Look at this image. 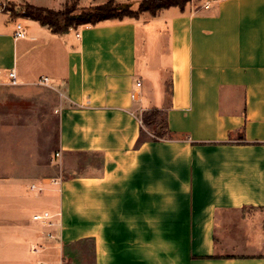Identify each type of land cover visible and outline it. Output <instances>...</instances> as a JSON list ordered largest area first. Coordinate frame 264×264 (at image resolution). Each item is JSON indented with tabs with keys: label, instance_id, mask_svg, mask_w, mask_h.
Returning a JSON list of instances; mask_svg holds the SVG:
<instances>
[{
	"label": "crops",
	"instance_id": "obj_1",
	"mask_svg": "<svg viewBox=\"0 0 264 264\" xmlns=\"http://www.w3.org/2000/svg\"><path fill=\"white\" fill-rule=\"evenodd\" d=\"M206 2L63 35L0 12V96L46 102L57 130L35 163L0 164V264H264V220L243 218L264 214V0ZM152 110L173 138L138 144ZM4 127L2 151L28 137Z\"/></svg>",
	"mask_w": 264,
	"mask_h": 264
},
{
	"label": "rangeland",
	"instance_id": "obj_2",
	"mask_svg": "<svg viewBox=\"0 0 264 264\" xmlns=\"http://www.w3.org/2000/svg\"><path fill=\"white\" fill-rule=\"evenodd\" d=\"M107 1L109 0H0V6L1 12L8 13L11 19H19L21 22H24L25 18L22 17L24 11L23 9L28 3H31L37 7L49 8L54 11H62L66 8L75 7L81 9L91 6H98L105 4ZM116 2L119 4H129L133 11H137L140 5V0H116ZM193 2L198 3L201 1L193 0ZM202 2L206 1L202 0ZM153 53L154 52L152 50V55ZM144 60L145 58L140 48L138 56V69L147 83L146 92L149 93V90H151L152 95L157 98L159 97L160 92V76L157 72V69L146 68ZM11 91L12 93L14 92L12 89H9L7 92L5 90L0 96V129L2 130V127L5 126L4 129L13 128L15 131H19L21 133L24 130L25 133L28 134V137L21 138L22 135H20V133H15L14 135L10 134L7 138L6 144H4L3 146V151L0 141V164L3 166L4 172L8 174H14L17 167L22 168V162H24V160H22L21 158L22 153H26L28 157L30 156L29 159L32 158L31 162L35 163L36 160L34 159L39 156L41 157V152L45 149L47 150V147L50 146L51 148H49L51 150H54L56 147L57 133L55 118L46 117L49 113V104H47L46 102H24L17 97H12L14 101L10 100L11 103H8L7 96L12 94L10 93ZM43 112L45 114L44 120L41 119L43 118ZM41 125L43 126V128L41 127ZM153 130L154 128L152 127H145V135H147L148 137H152V135L154 134ZM25 146L28 149H24ZM67 175L68 174L63 173V177H66ZM243 218L255 219V221L264 220V214L257 213L256 215H253L252 211H248L243 214ZM253 232L254 233H252L251 231L248 234V244L251 246L255 245L258 250H264V233L261 230H255ZM219 239L224 245L227 241L233 245L235 242V240H225L223 233L220 234ZM236 240H238L237 237ZM27 244V247H31L29 243ZM10 246L12 245H0V251H2L4 254H8V252H14L15 250L13 251ZM235 247V245L233 247L228 246L226 252L235 249ZM27 252L30 256H32V252ZM35 252H38V249H36ZM87 263H90V259L88 261L85 260V264Z\"/></svg>",
	"mask_w": 264,
	"mask_h": 264
},
{
	"label": "trees",
	"instance_id": "obj_3",
	"mask_svg": "<svg viewBox=\"0 0 264 264\" xmlns=\"http://www.w3.org/2000/svg\"><path fill=\"white\" fill-rule=\"evenodd\" d=\"M192 1L193 0H140L137 11H133L129 4H119L116 0H109L105 4L98 6L81 9L75 7L66 8L62 11H54L49 8L27 4L23 9L22 17L37 21L40 25L48 27L55 35H63L68 33L71 29H78L85 26H97L107 21H122L125 18L137 20L142 13H149L151 16H156L159 11L172 7L184 10ZM141 123L144 128H154V134L152 137H148L145 136L143 131L138 144L159 142L161 140L173 138L167 125L166 114L160 110H152L143 113Z\"/></svg>",
	"mask_w": 264,
	"mask_h": 264
},
{
	"label": "built area",
	"instance_id": "obj_4",
	"mask_svg": "<svg viewBox=\"0 0 264 264\" xmlns=\"http://www.w3.org/2000/svg\"><path fill=\"white\" fill-rule=\"evenodd\" d=\"M210 3L211 1L210 0H207L206 2V5H205V8L208 9L210 7ZM0 12H1V6H0ZM15 33H14V36L16 39H20V38H24L25 37V32H24V28H23V25L20 24V23H17L16 26H15ZM77 37H79V35H77ZM9 78L11 80V84L12 85H15L16 84V74L14 72H11L9 73ZM49 82V79L48 78H44L41 83L42 84H47ZM137 90L132 94V98L134 100H137L139 98V90L141 88V82H138L137 83ZM59 156V154H57V157ZM32 189H35V186H32ZM39 190H41V188H39ZM35 220H40L41 217L40 216H35L34 217ZM51 225V224H49Z\"/></svg>",
	"mask_w": 264,
	"mask_h": 264
}]
</instances>
